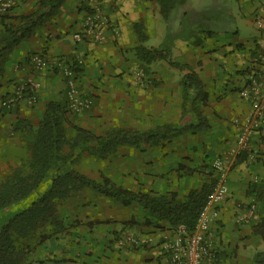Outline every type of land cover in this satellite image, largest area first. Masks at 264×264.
I'll return each mask as SVG.
<instances>
[{"label":"crops","instance_id":"crops-1","mask_svg":"<svg viewBox=\"0 0 264 264\" xmlns=\"http://www.w3.org/2000/svg\"><path fill=\"white\" fill-rule=\"evenodd\" d=\"M39 1L26 0L8 15H32ZM103 11L109 27L118 31L117 38L107 29L103 44L76 43L73 34L81 30L85 0H65L8 55L0 77V180L29 156L24 138L13 131L16 123L20 128H38L49 102L66 105L65 80L54 70H33L30 55L82 61L77 83L93 106L80 114L67 113L65 118L98 136L112 129L149 131L166 123L186 126L195 121L194 111L182 99L188 71L174 67L171 60L199 76L207 94L201 113L209 128L188 129L140 146L122 145L105 159L83 156L79 161L92 166L94 180L103 175L127 190L185 198L210 184L211 164L221 159L229 195L211 226L216 262L252 264L256 254L264 252L259 229H264V126L252 133L247 149L240 151L235 122L250 109L238 95L245 69L254 55H264V29L255 23L264 19V0H185L175 4L167 19L156 0H115L106 2ZM135 23L145 30L143 43ZM166 40L167 58L148 64L137 59V47L160 48ZM29 79L40 85L36 103L23 100L12 109L2 108V100ZM65 211L70 224L78 223L40 247L36 259L48 252L59 264H170L164 248L176 231L145 213L138 203L123 207L83 189ZM126 230H134L141 247L115 246L116 237Z\"/></svg>","mask_w":264,"mask_h":264},{"label":"trees","instance_id":"trees-1","mask_svg":"<svg viewBox=\"0 0 264 264\" xmlns=\"http://www.w3.org/2000/svg\"><path fill=\"white\" fill-rule=\"evenodd\" d=\"M64 1L40 0L32 15L11 17L9 12L0 15V77L8 55L42 27ZM156 1L162 16L167 19L175 4L185 0ZM133 27L140 43H143L146 34L142 24L135 23ZM135 53L137 59L145 64L165 59L169 56L168 42L166 40L165 46L160 48L139 46ZM169 63L188 71L182 82V99L183 104L188 103L194 111L195 121L186 126L166 123L149 131L112 129L98 136L69 124L65 118L69 113L66 105L56 102L46 105L38 128H20V122L16 123L13 131L20 132L24 138L29 156L0 182V212L22 202L25 207L0 226V264H43L44 258L50 261L49 264H59V261L51 259L48 252L42 259L34 256L40 247L52 239H59L76 226L78 222L70 224L66 212L64 214L60 209L83 189L115 200L123 207L138 203L151 217L167 222L170 230L181 225L188 235L193 232L214 181L199 191H190L185 198H178L175 194L166 197L124 189L103 175L98 180L90 179L74 169L83 156L105 159L122 145L140 146L165 140L188 129L209 128L201 113V107L207 103V94L199 76L186 65H178L171 60ZM71 67L76 73L81 72L75 62ZM54 71L57 72L56 69ZM259 227L264 238V229ZM252 264H264V252H258Z\"/></svg>","mask_w":264,"mask_h":264},{"label":"built area","instance_id":"built-area-1","mask_svg":"<svg viewBox=\"0 0 264 264\" xmlns=\"http://www.w3.org/2000/svg\"><path fill=\"white\" fill-rule=\"evenodd\" d=\"M26 0H0V15L10 12ZM115 0H85V15L80 32L73 34L76 43L92 42L103 44L106 42V31L111 29L117 38L119 33L109 27V20L105 16L103 6L106 2ZM142 2L145 0H132ZM258 29H264V19L255 20ZM73 61L49 59L39 53L29 57V64L36 72L55 70L65 80L66 109L70 114H80L91 109L92 99L78 86L77 73L71 67ZM78 67L82 66L80 59L74 60ZM244 85L238 90L241 99L249 103L250 109L245 118L237 123L239 134L237 146L240 151L247 149V143L252 133L264 126V55L258 53L245 69ZM40 85L33 79L16 87L13 94L2 100V108L12 109L20 101L34 104L37 101V91ZM211 179L214 185L206 195L205 205L199 214L194 230L187 234L183 226H178L174 239L165 246L170 264H217V252L213 246L212 224L218 219V207L229 195L226 184L227 170L221 159H215L211 164ZM115 246L118 248H139L141 240L134 230H126L116 237Z\"/></svg>","mask_w":264,"mask_h":264},{"label":"rangeland","instance_id":"rangeland-1","mask_svg":"<svg viewBox=\"0 0 264 264\" xmlns=\"http://www.w3.org/2000/svg\"><path fill=\"white\" fill-rule=\"evenodd\" d=\"M90 160V159H89ZM26 161V158L22 159L21 160V163H24ZM92 166H88V164L86 162H83V161H79L78 164H75L74 165V169L77 170V171H81V170H84L85 172H87L85 174V176H87L88 178L90 179H93V175L92 173H94V169L93 168H90ZM2 180H0L1 182ZM87 190L88 192H92L91 190H88V189H85ZM86 192V191H85ZM88 195V194H87ZM76 199V198H75ZM75 199H72L70 200L69 202H67L65 205H63V207L60 209L61 212H64L65 214V208L68 204H70L72 201H74ZM25 207V204L24 202L20 203V204H16V205H13L11 208L7 209L6 211L4 212H0V214H2L0 216V226L3 225L5 223V221L10 218L13 214L21 211L23 208ZM56 239H52L50 241H55ZM49 241V242H50ZM47 258H44V263L43 264H49L50 261H46ZM37 264V263H36Z\"/></svg>","mask_w":264,"mask_h":264}]
</instances>
